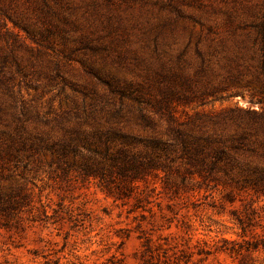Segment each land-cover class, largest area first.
I'll list each match as a JSON object with an SVG mask.
<instances>
[{"label":"trees","instance_id":"1","mask_svg":"<svg viewBox=\"0 0 264 264\" xmlns=\"http://www.w3.org/2000/svg\"><path fill=\"white\" fill-rule=\"evenodd\" d=\"M232 1L0 0V213L29 205V174L46 165L97 179L115 198L159 173L185 191L213 181L227 196L264 194V111L180 110L221 98L224 84L203 78L218 44L225 50L210 11L258 47L237 59L264 63V0ZM54 89L57 108L42 101Z\"/></svg>","mask_w":264,"mask_h":264},{"label":"rangeland","instance_id":"2","mask_svg":"<svg viewBox=\"0 0 264 264\" xmlns=\"http://www.w3.org/2000/svg\"><path fill=\"white\" fill-rule=\"evenodd\" d=\"M202 1L214 7L234 3ZM237 2L238 18L248 19ZM207 15L219 24L213 42L218 44L221 36L225 50L218 44L203 78L224 88L219 99L209 96L203 106L181 107L182 117L235 107L264 111V63L235 57L258 52V47L248 43L244 30L231 34L223 26V12ZM229 77L234 80L223 81ZM57 91L45 93L42 101L57 108L62 97ZM22 92L29 98L36 91ZM29 176V205L9 218L0 213L5 223L0 224V264H264L262 193L235 190L227 196L213 181L185 191L181 178L159 173L136 183L129 198H115L101 190L97 179L66 176L55 166ZM238 218L245 223L244 234Z\"/></svg>","mask_w":264,"mask_h":264}]
</instances>
